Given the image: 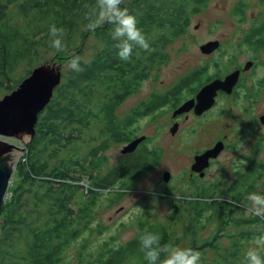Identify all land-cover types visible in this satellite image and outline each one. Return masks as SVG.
<instances>
[{"label":"trees","instance_id":"trees-1","mask_svg":"<svg viewBox=\"0 0 264 264\" xmlns=\"http://www.w3.org/2000/svg\"><path fill=\"white\" fill-rule=\"evenodd\" d=\"M209 1L122 0L120 6L136 15L138 27L149 38L150 47L137 48L128 60H121L116 55L109 24H102L94 31L84 27L86 13L93 10L96 0H0L2 95L13 91L30 74L27 71L15 77L21 64L33 67L39 60L45 62L41 51L80 57L90 41L95 49L88 62L80 58L81 71L69 69L62 74L51 101L38 115L25 162H18L15 167L10 197L0 213V264H62L63 252L69 244L92 231L89 219L99 192L125 189L128 182H137L152 168L158 156L155 151H149L144 142L133 154L101 172L107 164L104 152L109 145L130 142L136 138L131 127L137 120L153 117L166 103L194 93L198 74L181 78L163 94H152L149 100L130 109L122 118H118L116 112L144 80L167 62L166 49L185 33L190 15L199 13ZM12 6L21 19L20 25L12 24L13 18L7 16ZM50 25L63 30L65 53L61 52L63 49L50 48ZM93 125L99 127L97 136L92 138L97 144L83 153L79 146H87L85 136ZM83 176L92 186L87 189L85 198L80 195L82 188L75 185ZM200 201L196 198L190 204L192 212L182 231L185 246L200 253L206 250L215 253L212 260L202 256L201 264L245 261L244 242L261 232L256 227L248 231L240 227L257 221L264 225V221L254 215H251L254 219L235 218L238 208L227 202L213 198L206 204ZM206 211V221L214 222L215 226L213 234L203 239L198 237L197 230L202 229ZM180 217V208H173L171 219ZM228 225L238 230L227 234L229 245L221 247L219 239ZM137 227L136 235L128 242L116 245L114 238L104 242L96 255L90 253L87 259L80 255V264H145L139 243V236L145 230L158 233L161 244L173 245L179 241L170 235L164 224L142 219ZM85 244H80L79 249L85 250Z\"/></svg>","mask_w":264,"mask_h":264},{"label":"rangeland","instance_id":"rangeland-1","mask_svg":"<svg viewBox=\"0 0 264 264\" xmlns=\"http://www.w3.org/2000/svg\"><path fill=\"white\" fill-rule=\"evenodd\" d=\"M241 3L242 0H210L199 13L190 15L189 26L185 33L165 51L168 57L167 62L161 66L159 71L151 74L148 79L144 80L135 94L124 101L117 110L116 116L122 118L130 109L143 101L149 100L152 94H163L178 83L184 75L192 72L200 64L204 63L205 60H201L198 51L199 46L203 43L218 40L221 44L220 49H232L233 45L238 43L237 37L240 35V30L242 29L241 15L238 16L237 13L243 8ZM13 7H11L9 12L7 11V16L13 18L12 24L20 25L21 19ZM239 45L241 44L239 43ZM93 47L94 44L90 41L82 49L83 53L80 58L88 62L95 51ZM61 52L65 53L66 49L61 50ZM73 55L57 56L54 52L44 54L41 51L40 56L43 60L45 59V62L42 63L39 60L40 63L35 64L33 67L21 64L14 75L15 77H21L27 71L31 72L33 68L44 63L50 65L53 63L55 65L59 64L63 74L70 69L68 62ZM227 68L228 65L224 61L220 60L218 62L219 71L227 70ZM215 72V69H210V73ZM195 89L197 90L198 87H195ZM192 94L188 93L182 96L177 105H182ZM2 97L3 95L0 92V99ZM242 106L243 104L240 101L221 100L216 108L212 112L209 111L205 116L202 115L203 112L199 116L190 115L186 119L182 117L178 122L179 130L175 135H172L169 130L174 125L172 126V124L168 123L172 112L168 107L156 113L153 117H144L137 120L131 127L133 134L136 137H148L144 146L149 151L156 152V156H158L157 161L137 182H128L127 188H113L99 192L96 196V206L93 208L92 217L89 219L92 231L85 233L79 240H74L69 244L63 252L62 264H80V255L85 259H87L90 253L96 255L99 246L104 242H109L113 238V242L116 245H123L134 238L138 229L137 224L142 219H147L150 223L154 224H164L168 228L170 235L179 240L177 244L185 246L186 238H182V231L192 212L190 204L196 198H200V203L203 204H206L208 199L214 198L216 195L214 193L211 194L213 185L218 183L217 188L224 187V180L230 176L228 167H230L232 159L239 153L247 152L253 143L249 134L243 133L238 135L235 129L238 124L232 116L239 113L238 117L242 119L243 116L240 113ZM261 110L264 111V95L257 96V101L253 104V112L260 113ZM249 119L245 118L247 121ZM98 130L99 127L93 125L86 134L85 142L87 146L83 144L79 146L83 153L89 146L97 144V141L92 140V138L97 136ZM224 135H228L225 141L229 146L228 149L221 154L209 170L205 180H191L189 174L192 172L190 168L194 162L193 155L209 147L211 142L222 139ZM24 139L28 140L27 137H23L22 140L7 139L9 143L18 147L21 146L22 148L15 155L14 162L16 165L18 162L23 163L26 160L27 146ZM125 145L121 143H111L109 145L108 149L104 152L107 164L105 167H102V173L116 165L121 159L127 157L121 154V150ZM261 157H264V151L261 153ZM164 171L170 173L168 182H164L162 179ZM90 183V180L85 176L75 183V185L82 188L80 189V195L83 198L88 195L87 189L92 187ZM197 189H201L203 194H196L198 193ZM95 192L97 191L94 190ZM118 194H121L120 197H118ZM9 197L10 193L8 189L6 199H9ZM175 207L180 208L181 217L177 220H172L171 211ZM247 209L248 211H246ZM244 211L243 213H235L234 217L237 218L241 215L244 218L252 214L248 207ZM205 213L206 216L201 222L203 225L202 229L199 228L197 230L198 237L203 239L213 234L215 226L214 222L206 221L208 211ZM259 218L264 221V216H259ZM240 228L242 231L248 229L246 225H242ZM237 230L238 228L233 225H228L223 234L224 236L219 239L220 246H228L229 239L226 235ZM257 230L261 233L264 232V225H260V228ZM258 237L255 235L251 240L244 242L243 253L248 247H257L256 240ZM82 243H86L85 250L79 249V245ZM260 247H264V245ZM262 255H264V252H262ZM202 256L208 260H212L215 253L206 250L204 253H201ZM240 264H246V260Z\"/></svg>","mask_w":264,"mask_h":264},{"label":"flooded vegetation","instance_id":"flooded-vegetation-1","mask_svg":"<svg viewBox=\"0 0 264 264\" xmlns=\"http://www.w3.org/2000/svg\"><path fill=\"white\" fill-rule=\"evenodd\" d=\"M241 5H243L242 10L237 12L238 16L241 15L242 19V29L240 30V35L237 37L238 43L233 45L232 49H220L221 44L219 45V48L213 49L210 52H203L201 49H198L201 60H205V62L200 64L199 67L192 72L183 76L186 77L191 73L198 74V80L195 82L198 89L189 98L192 99L201 87L216 80H224L225 77L230 74H236L237 81L230 94L218 90L219 92L217 91L214 104L209 110L202 114L205 116L209 111L212 112L218 103L225 99L228 101H240L241 104H243L240 109V113L243 116L242 119L238 117L239 113L234 114L232 118L238 124L235 128L237 134H249L253 143L247 152L239 153L232 159L230 167H228L230 176L224 180V187L217 188V183L213 185L211 190V194L214 193L216 195L213 199L217 201L222 200V202H227L230 205L237 207L238 209L236 212H245L244 209L250 207V202L246 199V194L248 192H264V157H261V153L264 151V111L261 110L260 113L253 112V104L257 101V96L264 95V0H242ZM253 9H255V11H253ZM239 43L241 45H239ZM220 60L228 65L227 70H218V62ZM211 68L215 69L216 72L210 73ZM179 102L180 99L177 102H168L155 112L158 113L167 107L172 110L171 116L169 117L170 121L168 120V123L172 124V126L176 125V130L172 135H175L178 132V122L182 117L186 119L190 115L195 116L193 109L184 112V114L173 116L174 111L181 106V104L177 105ZM246 117L250 118L249 121L245 120ZM227 137L228 135H224L222 139H217L216 141L211 142L209 147H206L193 155L194 158L195 156L212 149L219 142L223 144V149L215 158L209 160V166L203 170L204 173L202 175L195 172L189 174L191 180H205L209 170L213 167L221 154L228 149L229 146L225 142ZM147 139L148 137L138 145L136 150L139 149ZM131 154L124 155L128 156ZM197 192L198 193L196 194H203L201 189H197ZM251 215L254 214H250L249 218L254 219L255 217ZM257 217L259 218V216ZM256 224L258 226H252ZM252 225H246L248 227L246 231L253 227H256L257 229L260 228L258 221Z\"/></svg>","mask_w":264,"mask_h":264},{"label":"water","instance_id":"water-1","mask_svg":"<svg viewBox=\"0 0 264 264\" xmlns=\"http://www.w3.org/2000/svg\"><path fill=\"white\" fill-rule=\"evenodd\" d=\"M218 41H209L199 47L203 52H210L219 48ZM62 72L60 65L44 63L32 69L18 86L11 92L3 95L0 99V213L5 203L8 189L15 172V155L22 150L21 146H16L7 139H19L27 137L29 140L34 134L38 115L45 109L51 101L53 92L61 83ZM237 81L236 74H230L224 80H216L200 88L194 98L185 101L173 116L188 112L193 109L194 114L199 116L214 104L218 90L230 94ZM176 125L170 132L174 133ZM146 139V136L133 138L121 150V154L133 153L138 145ZM223 149L221 142L212 149L194 157L191 171L204 173V169L209 166V160L215 158ZM164 182L170 179V173L165 171L162 175Z\"/></svg>","mask_w":264,"mask_h":264},{"label":"clouds","instance_id":"clouds-1","mask_svg":"<svg viewBox=\"0 0 264 264\" xmlns=\"http://www.w3.org/2000/svg\"><path fill=\"white\" fill-rule=\"evenodd\" d=\"M122 0H96L95 7L86 13L88 30L94 31L102 24H109L111 39L115 42L116 55L121 60H128L135 49H148L149 38L137 24V17L127 8L121 7ZM49 46L54 50L64 48L63 30L55 25L49 26ZM74 71L82 70L79 55H74L68 62ZM249 211L256 216H264V192H248ZM140 250L145 264H201V253L190 246L161 244L158 233L145 230L139 236ZM257 247H248L244 251L246 264H264V232L256 240ZM163 253V256L161 255Z\"/></svg>","mask_w":264,"mask_h":264},{"label":"bare ground","instance_id":"bare-ground-1","mask_svg":"<svg viewBox=\"0 0 264 264\" xmlns=\"http://www.w3.org/2000/svg\"><path fill=\"white\" fill-rule=\"evenodd\" d=\"M219 92V91H218ZM177 132V131H176ZM179 139V138H178ZM24 141H27L26 139H24ZM19 153V152H18ZM84 182V181H83ZM222 201V200H221ZM248 211V210H247ZM243 213V212H242ZM241 216V215H240ZM245 216V215H244ZM255 216V215H254ZM258 218V217H257ZM254 222V221H253ZM243 223V222H242ZM259 223V222H258ZM249 225V224H248ZM262 225V224H261ZM263 228V227H262Z\"/></svg>","mask_w":264,"mask_h":264}]
</instances>
